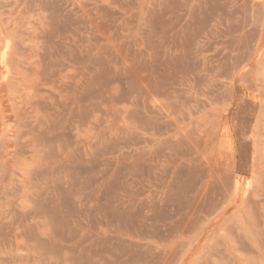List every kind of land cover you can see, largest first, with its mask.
<instances>
[{
	"label": "rangeland",
	"instance_id": "1",
	"mask_svg": "<svg viewBox=\"0 0 264 264\" xmlns=\"http://www.w3.org/2000/svg\"><path fill=\"white\" fill-rule=\"evenodd\" d=\"M0 264H264V0H0Z\"/></svg>",
	"mask_w": 264,
	"mask_h": 264
},
{
	"label": "bare ground",
	"instance_id": "2",
	"mask_svg": "<svg viewBox=\"0 0 264 264\" xmlns=\"http://www.w3.org/2000/svg\"><path fill=\"white\" fill-rule=\"evenodd\" d=\"M255 5H256V3H255ZM254 6V5H253ZM254 19V18H253ZM261 19V18H260ZM263 20V19H262ZM255 21H256V18L254 19V21L252 22V23H255ZM258 21V20H257ZM251 22V21H250ZM256 23H259L260 24V22L258 21V22H256ZM255 23V24H256ZM263 23V22H262ZM235 59H236V57H235ZM237 60V59H236ZM238 61V60H237ZM237 64V63H236ZM236 64H235V67H236ZM239 65V64H238ZM257 67H259V66H257ZM255 72H256V70H255ZM244 73V72H243ZM245 74V73H244ZM238 77V76H237ZM258 119V118H257ZM259 120V119H258ZM258 122L259 121H256V123L258 124Z\"/></svg>",
	"mask_w": 264,
	"mask_h": 264
}]
</instances>
